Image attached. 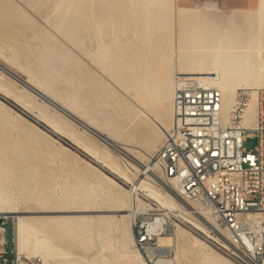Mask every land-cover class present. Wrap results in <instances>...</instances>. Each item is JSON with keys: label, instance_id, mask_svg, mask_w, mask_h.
<instances>
[{"label": "bare ground", "instance_id": "6f19581e", "mask_svg": "<svg viewBox=\"0 0 264 264\" xmlns=\"http://www.w3.org/2000/svg\"><path fill=\"white\" fill-rule=\"evenodd\" d=\"M179 2L180 0H71L57 24L58 28H65V34L71 40L76 39V29L83 25H91L97 34H103L109 23H116L125 34L133 33L136 37L134 41L129 37L122 41L117 36L110 45H106L100 39L101 56L110 61L108 72L122 88L133 90L139 96L142 94L144 99L168 102L170 112L167 122H157L163 137L173 122L174 79L179 72L186 75L217 72V84L223 91L224 113L231 107L236 90L253 89L254 102L258 92L264 89V0H259V8L255 14L258 25H251L246 32L240 28H220L205 17L198 6L184 7ZM71 8L73 11L69 14ZM243 15L254 18L250 12ZM176 23L180 24L183 34L191 30L192 37L184 42L183 52L177 58L173 56L176 52L173 55H165V52L159 55L158 52L170 43L169 31ZM22 68L28 73L26 82L30 87L53 106L56 105L77 118L83 125L105 134L109 140L103 141L108 146L83 138L64 115L51 114L43 109L37 111L35 106L1 81L0 94L11 98L38 122L66 138L112 175L131 184V187L124 190L125 197L119 198L113 196V193H107L108 204L95 205V198L91 194L94 189L87 195L80 191L85 182L83 176L67 161L58 172L53 169H49L47 174L42 172V168L47 167L54 156L62 155L65 146L53 145L51 149H45L36 144L30 135L16 139L11 122L0 121V215H11L14 218L15 247L21 264H173L171 260L162 257L152 261L144 255L145 251L136 246L135 219L150 211L166 216H182L206 237L212 238L215 233L230 245L222 227H218L203 210L185 202L169 181L160 179L154 173L157 163L152 153L158 147V133L148 143L147 151H137L142 157L148 155V161L140 163L130 155L132 149L114 144V137L119 138L123 134L120 121L108 115L102 123H98L95 115L72 101L64 100L48 81L38 79L32 69ZM0 69L21 81L2 65ZM0 107L10 108L1 99ZM128 109L119 100L113 113L115 116L124 115ZM19 118L45 134L53 144L57 141L56 137L26 117L19 114ZM110 147L125 155L130 162L125 161V167L122 166ZM85 162L98 170L90 162ZM64 173L67 181L74 179L73 191L70 192L67 185L58 193L52 185V179ZM99 173L111 185L122 189L112 176L101 170ZM15 189L18 190L16 197L12 193ZM144 191L149 199L160 202L157 209L142 202L140 193ZM45 213L90 214L51 216L44 215ZM163 218L167 220V217ZM113 226L120 232L117 243H120L121 249L117 257H111L108 252L112 244L110 234ZM186 233L189 232L178 226L175 236H159V248L147 250L150 253H167V248L174 245L176 238ZM200 244L204 245L201 241ZM223 247L228 248L226 245ZM220 260L212 252L203 255L204 264H219Z\"/></svg>", "mask_w": 264, "mask_h": 264}, {"label": "rangeland", "instance_id": "374dc122", "mask_svg": "<svg viewBox=\"0 0 264 264\" xmlns=\"http://www.w3.org/2000/svg\"><path fill=\"white\" fill-rule=\"evenodd\" d=\"M70 2L71 0H0V65L12 71L23 80H26L28 73L22 66L32 69L38 79L48 81L64 100L72 101L86 112L95 115L98 123H102L108 115H112L123 126V134L119 138L114 137L115 143L113 141L110 142L118 147L122 145L132 149L130 155L140 161V163H146L148 155L142 157L138 155L137 151H147L148 143L153 138H156V133H158V147L152 153L155 155L154 153L157 152L156 150H158L164 140L157 126L162 121L167 122L170 112L169 104L167 101L144 99L142 94L141 97L139 96L140 94L135 93L133 90L127 91L110 76L108 72L110 61L101 56L99 49L100 39H103L106 45H110L117 36H120L122 41L127 39V37L134 41L136 37L132 32L125 34L120 31L118 24L109 23L106 26L105 33L97 34L91 25H83L76 29V39L71 40L65 34V28H58L59 18L66 11V7ZM179 3L184 7L198 6L197 8L205 14V17L215 22L220 28H228L229 30L240 28L246 32L251 25H258L255 14L259 8V0H254L250 5H235L232 7L222 5L219 7L214 0H180ZM209 8H218L219 10L214 11ZM72 11L73 8L69 10V14ZM247 12L252 13L254 18L243 15V13ZM180 28L179 23L171 27L168 35L171 41L166 45V48L158 52L159 55L164 52L165 55H173L176 52L173 56L177 58L183 52V44L192 37V32L191 30H187L183 34ZM0 81L17 94L23 96L24 99L35 106L37 111L43 109L51 114L64 115L69 119L73 129L83 138L93 143L106 144L108 146L98 136L63 114L58 108L2 69H0ZM0 99L10 107L6 109L0 107V121L9 120L11 122L14 138L17 139L30 135L29 137L36 144L45 149H51L53 145L56 147H66L61 156H54L51 163L47 167L42 168V172L47 174L49 173V169L58 172L65 161H67L79 175L83 176V181L85 182H82L83 188L80 191L84 195H87L94 189L95 192L93 191L91 194L95 198V205L108 204L106 203L108 194L113 193V196L119 198L125 197L124 190H129L131 184L112 175L108 169L93 161L66 138L53 133L43 123L38 122L35 117L23 110L11 98H6L0 94ZM119 100L123 105L129 107V109L126 114L115 116L113 109L116 108V102ZM19 114L46 130L53 137H56L57 141L55 144L45 134L20 119ZM102 135L106 136L105 134ZM256 145V137H248L244 142V147L247 150L254 149ZM111 149L122 166L125 167V161L130 162L125 155L114 148ZM85 160L97 167L98 170L85 162ZM99 170L112 176L120 183L122 189L120 190L118 187L111 185L104 175L99 173ZM154 173L160 179H163L158 168L154 169ZM73 181V178L67 181L66 174L64 173L52 179V185L56 187L58 193H60L63 186L67 185L69 187L68 190L72 192ZM12 193L16 197L18 190L15 189ZM144 194H146L145 191L140 193L142 202L157 209L160 202L153 201ZM154 213L156 211H150L146 216L153 215ZM83 214L90 213H45L44 215L76 216ZM8 218L6 232L8 240L7 250L9 255L12 256L15 221L11 215ZM179 220V226L186 229L189 233L177 237L174 245L167 248V253H150L147 250L143 252L146 257L152 261L162 257L171 260L173 264H204L203 255L206 252H212L221 258L219 264H241L238 257L233 254V248L225 243L221 237H218L215 233L211 236L212 238L206 237L184 218L179 217ZM110 235L112 244L108 252L111 257H117L121 249L120 243H117L120 232L113 226ZM172 235L175 236V231ZM200 241L204 245H201ZM223 245H226L228 248L223 247ZM153 248H159V244Z\"/></svg>", "mask_w": 264, "mask_h": 264}, {"label": "built area", "instance_id": "2783aa9c", "mask_svg": "<svg viewBox=\"0 0 264 264\" xmlns=\"http://www.w3.org/2000/svg\"><path fill=\"white\" fill-rule=\"evenodd\" d=\"M218 80L217 72L176 74L173 122L154 157L176 193L224 229L241 264H264V89L254 102L253 89L236 90L224 113ZM248 137L257 138L252 150L244 147ZM179 217L139 215L134 222L137 248L147 251L158 245L159 236L172 235ZM8 221L0 216V264H21L14 227L13 255L7 250Z\"/></svg>", "mask_w": 264, "mask_h": 264}, {"label": "water", "instance_id": "95a60500", "mask_svg": "<svg viewBox=\"0 0 264 264\" xmlns=\"http://www.w3.org/2000/svg\"><path fill=\"white\" fill-rule=\"evenodd\" d=\"M21 82L30 90H32L33 92H35L36 94H38L39 96H41L42 98H44L45 100H47L45 97H43L42 95H40L39 93H37L32 87H30V85L26 82V80L21 79ZM49 102V101H48ZM56 106V105H54ZM56 108H58L63 114H65L66 116H68L69 118H71L72 120H74L75 122H78L79 124H81L82 126H84L87 130H89L91 133H93L94 135L98 136L100 139L102 140H109L107 137L103 136L102 134H100L99 132H97L96 130H94L92 127L87 126V125H83L77 118H75L74 116H72L70 113H68L67 111H65L64 109L56 106Z\"/></svg>", "mask_w": 264, "mask_h": 264}, {"label": "crops", "instance_id": "0c3cea01", "mask_svg": "<svg viewBox=\"0 0 264 264\" xmlns=\"http://www.w3.org/2000/svg\"><path fill=\"white\" fill-rule=\"evenodd\" d=\"M217 2L218 6L220 7L225 6V7H232L235 5H250L254 2V0H214Z\"/></svg>", "mask_w": 264, "mask_h": 264}, {"label": "trees", "instance_id": "16d2710c", "mask_svg": "<svg viewBox=\"0 0 264 264\" xmlns=\"http://www.w3.org/2000/svg\"><path fill=\"white\" fill-rule=\"evenodd\" d=\"M40 126H42V127H43V125H42V124H40Z\"/></svg>", "mask_w": 264, "mask_h": 264}]
</instances>
